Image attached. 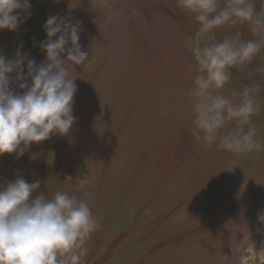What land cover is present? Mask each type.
Masks as SVG:
<instances>
[{
  "label": "rangeland",
  "instance_id": "374dc122",
  "mask_svg": "<svg viewBox=\"0 0 264 264\" xmlns=\"http://www.w3.org/2000/svg\"><path fill=\"white\" fill-rule=\"evenodd\" d=\"M30 2L18 31H0V53L13 59L22 43L42 63L43 25L56 15L81 22L79 43L92 66L70 70L77 78L70 132L19 159L0 157V184L39 179L33 197L63 191L89 200L101 227L83 264H264V149L235 154L192 137L189 92L199 73L187 37L195 22L176 0ZM253 2L264 15V0ZM237 30L254 38L241 25L217 39ZM261 64L264 49L232 70L223 91L261 84L252 121L264 145V73L252 72ZM10 87L23 94L15 74Z\"/></svg>",
  "mask_w": 264,
  "mask_h": 264
},
{
  "label": "clouds",
  "instance_id": "9594fccd",
  "mask_svg": "<svg viewBox=\"0 0 264 264\" xmlns=\"http://www.w3.org/2000/svg\"><path fill=\"white\" fill-rule=\"evenodd\" d=\"M176 4L195 22L187 37L199 73L189 92L192 137L235 154L261 151L264 145L252 121L260 111L261 84L253 80L229 95L223 90L233 79L232 70L251 65L264 49V15L253 0H176ZM31 14L30 0H0V31H18ZM241 25H247L254 38L243 39L237 30L217 39L219 30ZM43 30L46 39L39 48L46 55L39 65L23 52L22 43L13 59L0 53V157L15 154L19 159L31 145L53 134L66 136L75 122L77 78L70 70L92 66L79 43L81 22L53 15ZM252 72L264 73V64ZM13 74L22 95L10 87ZM40 184L39 179L28 183L22 177L0 184V264H83L87 244L101 227L89 200L63 191L50 199L43 192L33 197Z\"/></svg>",
  "mask_w": 264,
  "mask_h": 264
}]
</instances>
